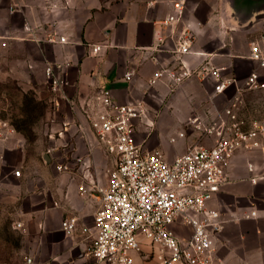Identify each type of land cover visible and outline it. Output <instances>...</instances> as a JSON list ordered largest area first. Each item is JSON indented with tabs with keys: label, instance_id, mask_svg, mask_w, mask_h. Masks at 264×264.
I'll list each match as a JSON object with an SVG mask.
<instances>
[{
	"label": "crops",
	"instance_id": "obj_1",
	"mask_svg": "<svg viewBox=\"0 0 264 264\" xmlns=\"http://www.w3.org/2000/svg\"><path fill=\"white\" fill-rule=\"evenodd\" d=\"M67 1L68 4L63 7V0H59L61 7L52 10L47 6L49 0H0V63L4 55L7 70L13 73V77L22 81L33 96L50 103L53 114L59 120V129L55 132L57 139L66 142L69 130H74L78 133L76 138L83 145L86 157L94 153L95 150L87 147V136L92 138L90 127L80 115L77 104L90 96L97 86H105L118 103L140 100L150 109L160 110L156 131L146 140L147 148L159 149L168 160L182 153L193 143L194 133L177 137L172 143L169 136L178 132L187 119V113L176 111L172 114L162 105L170 91L165 78L156 84H149L155 70L160 66L175 65L178 56L167 50L158 52V62L147 56V51L162 46L163 41L159 42L157 37L161 33L166 43L164 49H171L174 43L173 39H169V28L162 24V20L172 12L173 0ZM186 24L196 33L193 49L200 54L185 55V64L196 66L205 54H210L215 65L226 68L222 71L223 75L233 76L241 84L256 65L248 57L249 43L264 35V0H187L176 28ZM26 25L44 38L32 39L29 35L31 31L25 29ZM53 30L65 36V42L47 40L45 37ZM89 44H99L103 49L92 53ZM48 64L54 67L57 76L67 81L60 92H52L45 78L44 69ZM129 71L133 75L126 79L125 73ZM193 82H208L212 86L210 80L191 78L180 86L181 95H189L188 88ZM205 89L206 94L201 93L204 95L203 103L213 96L212 87L210 91ZM234 89L231 87L209 100L215 103ZM173 104L183 106L181 99L173 101ZM189 107L193 109L190 104ZM184 111L187 112V108ZM63 122L68 123L64 131ZM60 131L62 133L58 136ZM246 152L239 149L234 153L231 159L233 164L228 171L230 181L208 201V206L217 209L225 220L216 242L218 255L227 264H264V178H258L255 182L251 180V177L263 173L264 169L249 161ZM24 157L19 138L9 140V137H0V177L8 175L11 183H17L12 166L21 167L25 175ZM42 157L47 163L53 159L46 154ZM249 163L254 164L253 170L247 168ZM73 188L70 193L75 197L76 205L72 211L61 216L57 225L49 227V231H46L47 227L41 230V226L47 222L50 224L52 219L47 215L48 207L42 204V196L47 194L49 188L37 191L38 198L34 199V203H37H32L34 206L31 205L28 188L7 190L5 196L0 198L1 214L13 213V209L5 204L16 203L15 210L22 219L15 223L26 227L36 226L35 233L24 234L27 241L32 239L37 247L35 253L30 251L29 254L32 262L36 256L39 258L32 264H105L96 262L89 249L73 247L75 239L71 236V231L77 230L79 224L84 225L88 219L92 220L90 229L94 232V215L100 206L101 192L90 190L81 194L78 185ZM58 193L61 196L55 200V206H58L62 194L54 189V194ZM252 210L256 211L254 216L249 215ZM65 216L76 217L75 227L71 231L61 227ZM15 223L0 216V225L12 227ZM172 229L183 236L190 232L189 227L183 228L177 223L172 225ZM53 230L66 234H53ZM0 241L6 242V235L0 234ZM64 245L68 247L63 249ZM9 250L13 253V249ZM152 251L151 246L144 242L143 251L134 254V264H158ZM76 256V260L69 259Z\"/></svg>",
	"mask_w": 264,
	"mask_h": 264
},
{
	"label": "built area",
	"instance_id": "obj_2",
	"mask_svg": "<svg viewBox=\"0 0 264 264\" xmlns=\"http://www.w3.org/2000/svg\"><path fill=\"white\" fill-rule=\"evenodd\" d=\"M49 1L47 6L50 9L61 7L59 0ZM186 1L173 0L172 12L162 20V24L169 28V39L174 40L171 49H164L166 43L161 33L157 37L159 42L163 41L162 46L147 51L152 61L158 62V52L167 50L177 54L178 62L172 66H160L153 72L149 84L165 78L172 91L191 78L210 80L215 96L231 87L237 90L264 87V37L249 43L248 57L256 65L243 84L237 83L233 76L223 75L226 68L215 65L210 54H205L196 66L185 64V55L200 54L193 49L196 41L193 28L187 24L176 28L184 14ZM67 4L68 1L63 0L62 6ZM25 29L31 31L32 39L44 38L27 25ZM45 38L59 42L66 40L57 30ZM89 47L92 53L103 49L99 44H89ZM44 74L52 92H60L67 84L64 78L55 74L52 65L45 66ZM132 75V71L126 72L125 78L130 79ZM77 107L90 127L92 139L113 161L106 186L100 189V206L94 215L89 248L91 257L98 263L134 264V254L142 252L146 242L154 250L152 253L158 264H227L219 257L216 242L225 220L217 209L208 206V201L227 183L230 160L237 150L259 148L264 151V121L239 119L229 105L214 124L201 128L202 136L216 134L212 145L190 144L168 160L159 149L147 148L145 141L136 138L148 111L142 101L118 103L108 87L97 86L90 96L78 102ZM198 121L195 116L187 123L197 124ZM5 125L0 118V137ZM62 126L64 131L68 123L63 122ZM183 135L178 132L170 141L174 142ZM254 167L253 163L247 164L249 170ZM13 174L19 176L20 170H14ZM258 178H264V170L251 180L255 182ZM80 189L86 191L83 186ZM255 214L254 210L249 212V215ZM75 223V216H65L61 227L71 231ZM174 223L189 227V234H177L172 229ZM20 225L15 223L16 227Z\"/></svg>",
	"mask_w": 264,
	"mask_h": 264
},
{
	"label": "rangeland",
	"instance_id": "obj_3",
	"mask_svg": "<svg viewBox=\"0 0 264 264\" xmlns=\"http://www.w3.org/2000/svg\"><path fill=\"white\" fill-rule=\"evenodd\" d=\"M260 37H264V35ZM2 58L3 60L0 63V118L6 125L4 126V132L1 137H9V140H15L16 138L21 140L25 152L24 161L26 174L23 175V169L21 167L12 166V172L16 169L20 170L19 176L14 175L17 178V183H11L8 175L0 177V198L5 196L7 190L28 188L31 194V205H33L32 203L38 198L37 191L42 188L45 189V187L49 188L46 195H41L42 198H44L42 204L48 207L49 214L47 215L52 216L51 223L49 224L47 222L45 226L42 225L41 230L44 231L47 227L46 231H49V227L57 225V221L60 220L61 216L68 213L70 210L72 211V207L76 205V199L70 193L74 189L73 186L78 185L81 194L89 193L90 190L100 191V189L105 187L107 175L112 168L113 161L100 145L93 140V136V139L87 136L88 149L95 150L89 157H86L83 145L78 143V133L76 131L69 130L65 137L66 142L64 143L62 140L57 139L55 132L59 129V120H57V116L53 114L50 103L46 99H38L33 96L31 90L27 89L22 81L14 78L13 73H11L9 69L7 70V66L4 62L5 56L3 55ZM243 82L244 81H242L241 84H243ZM182 84L177 86L178 88L176 87L177 89L175 88V91H169L168 95L164 97L162 105L172 114L176 111L180 114L187 113V119L183 121L178 132H183L185 136L189 132L192 134L194 133L193 143L206 146L213 144L216 134L212 133L202 136V134H200L201 128L214 124L219 115H223L222 110L229 105L232 109V113H235L239 119L244 118L264 121V87L257 89L241 87V90L235 88L233 91L226 93L215 103L209 100L214 97V94L212 97H208L207 103H203L202 99H204V95H201V93L206 94L205 88L209 91L211 90L212 86L210 83L193 82L188 88L189 95L185 97L181 95L180 92V86ZM178 99H181L183 106H176L173 104V101ZM233 102L236 104L235 106H232ZM188 103L193 106V109L189 107ZM198 106L201 107L199 108ZM186 108L187 112L184 111ZM147 109L146 121L142 123L136 134V138L138 136L140 138L138 140L145 141V143L156 131V119L160 114V110H153L149 107H147ZM220 109L222 110L220 111ZM195 116L199 119L197 124H199L200 128L197 127V124L187 123L189 118ZM228 120L230 119L228 118ZM178 132L170 134L169 140L172 136H176ZM82 133H84V131ZM170 142L172 143V141ZM48 149H50V151H48ZM245 151L248 152L246 153L248 154L249 161L253 162L259 168H264V151L259 148ZM43 154L51 156L53 158L52 161L49 163L45 162L42 157ZM231 164H233V162L230 160L229 169ZM59 166L61 167L60 169L58 168ZM44 170H46V176L44 175ZM230 179L231 176L228 174L227 183ZM80 186H83L86 191L82 192ZM54 189L60 190L62 194V199L59 200L58 206H55V200H58L61 195L59 193L55 195ZM35 203H37V201ZM5 205L12 208L13 211H11L13 213L1 214L0 211V216L3 218L6 217V219L11 220L12 223L21 221V215L15 210L16 203L9 202ZM86 221L89 223L84 222V225L79 224L77 230L71 231V236H74L73 238L75 239L73 247L81 250L84 248L89 249L93 234L92 229H90L92 227V220L88 219ZM34 228H36V226L30 225L26 227L23 226V224L19 227L14 225H12V227L10 225H0V234L3 236L6 235L7 237L6 242L0 241V264H32L34 260H39L36 256V258H33V262L32 260L30 261V259H32L29 255L30 251L35 253L37 247L34 245L32 239L27 241L24 236L27 232L29 234L35 233L36 230ZM63 232L53 230L51 233L63 235L65 233ZM68 238H71L70 235ZM84 245H86V247ZM66 247L68 246H62L63 249ZM9 248L13 249V253L10 252ZM24 251L28 254L25 255L26 253ZM69 259L76 260L78 257H71Z\"/></svg>",
	"mask_w": 264,
	"mask_h": 264
}]
</instances>
